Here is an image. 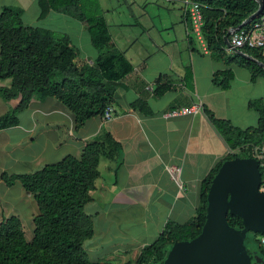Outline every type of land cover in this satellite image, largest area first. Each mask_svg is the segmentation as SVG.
<instances>
[{"label":"crops","instance_id":"obj_1","mask_svg":"<svg viewBox=\"0 0 264 264\" xmlns=\"http://www.w3.org/2000/svg\"><path fill=\"white\" fill-rule=\"evenodd\" d=\"M9 1L2 2L38 6L37 0ZM178 8L181 28L175 32L173 27V34L165 35L159 29L170 28V23L152 32L149 28L156 27L152 17L132 15L129 25L139 30L124 32L127 25L118 21L115 26L120 31L112 33L104 16L112 42L133 66L115 84L111 119L96 115L77 128L74 112L58 99L33 96L28 107L18 112L16 123L0 129V221L17 214L23 224L18 206L25 209L30 220L36 212L19 185L6 186L1 180L3 172H29L66 155L79 157L85 144L104 131L121 144L122 151L119 163L100 158L92 200L84 205L93 222V234L83 244L90 261L133 264L141 248L157 239L167 221L183 223L195 216L201 181L232 152L209 115L240 128L255 126L258 114L249 107V101L264 99V78L252 80L248 72L242 81H235L234 67L238 65L231 64L234 76L230 86H216L213 73L227 66L209 49L203 53L195 40L190 44L187 23ZM40 19L37 27L67 35L81 59L93 63L98 52L82 21L54 10ZM225 52L231 55L234 51L226 48ZM261 53L264 56V49ZM186 69L190 70V80L184 78ZM9 83V78L0 80V86ZM157 84L169 88L156 96ZM18 100L0 97V115ZM136 100H142L146 108L133 107ZM195 102L202 104V110L192 115L163 116L170 108Z\"/></svg>","mask_w":264,"mask_h":264},{"label":"trees","instance_id":"obj_2","mask_svg":"<svg viewBox=\"0 0 264 264\" xmlns=\"http://www.w3.org/2000/svg\"><path fill=\"white\" fill-rule=\"evenodd\" d=\"M196 1L202 7L203 37L210 54L227 66L213 73V83L220 88L230 86L234 76L231 64L246 67L252 80L264 78L263 67L255 61L234 52L226 54L224 41L230 27L240 25L257 9V1ZM37 4L40 17L54 10L82 21L98 55L93 63L82 60L67 35L25 25L21 20L22 7L3 5L0 8V80L9 78L10 83L0 86V97L19 100L16 106L0 115V129L15 124L18 112L28 107L33 96L58 99L74 112L75 125L79 128L88 118L101 115L105 106L111 104L115 84L129 74L133 66L112 42L99 0H37ZM179 6L189 34L188 16ZM188 38L191 44L194 38L190 34ZM244 52L264 63V56L258 49H244ZM184 78L190 80L189 69ZM168 88L166 84H157L154 94L160 96ZM131 105L146 108L142 100ZM249 107L256 111L258 119L255 126L248 128L209 115L232 152L220 159L201 181L195 216L183 223L167 221L157 239L141 248L133 264H163L175 241L190 239L201 231L206 217V194L224 161L235 157L253 159L259 171L260 190L263 169L253 150L262 143L264 135V99L250 100ZM121 151V144L110 132L104 131L85 144L79 157L66 155L29 172H3L1 180L6 186L19 185L31 198L36 212L31 218L30 241L24 236L19 215L2 218L0 264H95L88 258L83 245L93 234L92 218L84 211V205L92 200L100 158L107 157L119 163ZM227 221L236 229L243 226L242 219L229 212ZM260 235L264 232L248 231L244 243L250 254L260 257L264 264V244Z\"/></svg>","mask_w":264,"mask_h":264},{"label":"water","instance_id":"obj_3","mask_svg":"<svg viewBox=\"0 0 264 264\" xmlns=\"http://www.w3.org/2000/svg\"><path fill=\"white\" fill-rule=\"evenodd\" d=\"M257 9L242 24L264 9V0H256ZM224 36L226 46L234 53L264 63L239 51ZM206 217L201 231L187 240L175 241L163 264H252L244 243L248 231L264 232V190H259V171L253 159L235 157L226 160L213 177L206 194ZM242 219L241 228L232 227L227 213ZM255 260H261L254 256Z\"/></svg>","mask_w":264,"mask_h":264},{"label":"rangeland","instance_id":"obj_4","mask_svg":"<svg viewBox=\"0 0 264 264\" xmlns=\"http://www.w3.org/2000/svg\"><path fill=\"white\" fill-rule=\"evenodd\" d=\"M2 1H9V0H2ZM0 1V8L3 5H6L5 2ZM12 2V1H9ZM100 8L106 17L107 21L110 23V29L112 33H115L117 31H120L116 28L115 24L118 21H123L127 25V27H124L122 31H136L139 30V27H132L131 24L132 21L128 18L129 16H142V17H152L153 24L156 25V27H150L149 30L152 32L156 31L158 28H160V25H168L170 23V28H165L163 30H160L162 35L173 34L171 32V29L174 27V31L180 30V21H179V4L178 3H167L164 0H99ZM177 4V5H176ZM9 5H17L16 3H9ZM38 5V4H37ZM174 5V6H173ZM178 6V7H177ZM22 7V6H21ZM24 12H22L21 20L23 24L25 25H34L37 26L40 24V21L37 19L40 17V7H32V6H24ZM46 15V13L41 16L40 18L43 19V17ZM40 19V20H41ZM114 23V24H112ZM183 27V26H182ZM57 33V32H55ZM61 35V33H59ZM64 35V34H62ZM196 42V46L201 49L199 44ZM84 50L89 52L88 46H84ZM234 70L236 72L237 78L235 81H242V78L245 75H248V69L243 66H235ZM242 76V77H241ZM264 81V80H263ZM16 191V190H13ZM19 211H22V220H23V230H24V236L27 241H30L32 238V222L30 218L28 217L27 213H25V209L23 207L18 206ZM22 223V222H21Z\"/></svg>","mask_w":264,"mask_h":264},{"label":"built area","instance_id":"obj_5","mask_svg":"<svg viewBox=\"0 0 264 264\" xmlns=\"http://www.w3.org/2000/svg\"><path fill=\"white\" fill-rule=\"evenodd\" d=\"M167 3H178L182 6L183 11L187 14L190 26L189 34L197 41L203 53H208L207 43L203 37V13L201 4L196 0H164ZM243 23V22H242ZM232 26L228 29L229 44L239 51L244 49H264V9L253 19L245 24ZM226 48H229L226 46ZM230 49V48H229ZM202 110L200 102L192 103L189 106H179L166 110L164 117H175L178 115H192L196 111ZM114 115V109L108 104L103 109L101 117L103 120H109ZM254 156L259 160L263 169L262 184L260 190H264V135L262 143L254 147ZM260 241L264 244V235L259 236Z\"/></svg>","mask_w":264,"mask_h":264},{"label":"flooded vegetation","instance_id":"obj_6","mask_svg":"<svg viewBox=\"0 0 264 264\" xmlns=\"http://www.w3.org/2000/svg\"><path fill=\"white\" fill-rule=\"evenodd\" d=\"M254 256H256V255H255V254H252V255H251V258H250L252 264H263V263H262V259L256 261L255 258H254Z\"/></svg>","mask_w":264,"mask_h":264}]
</instances>
